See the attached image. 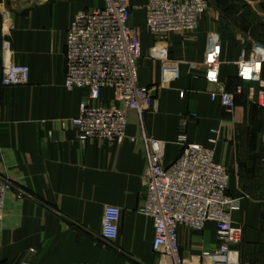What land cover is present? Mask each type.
<instances>
[{
  "label": "crops",
  "instance_id": "obj_1",
  "mask_svg": "<svg viewBox=\"0 0 264 264\" xmlns=\"http://www.w3.org/2000/svg\"><path fill=\"white\" fill-rule=\"evenodd\" d=\"M128 2L141 47L137 81L155 87L151 109L128 113L121 142H83L70 120L89 92L64 85L65 38L75 14L104 0H0L13 61L29 68L26 84L0 87V176L12 184L0 221V264H170L152 249L153 221L140 210L147 138L165 142V164L178 156L182 141L216 140L214 160L227 167V191L238 200L231 216L243 227L235 246L240 264H264V73L257 81L237 75L253 44L264 43V19L244 8L246 0H209L196 30L160 39L145 26L148 0ZM210 32L221 39L218 76L235 94L232 112L204 78ZM163 54L177 76H164ZM112 99L103 88L93 103ZM106 205L121 209L112 242L100 235ZM178 246L182 258L215 250V223L199 231L180 226Z\"/></svg>",
  "mask_w": 264,
  "mask_h": 264
},
{
  "label": "built area",
  "instance_id": "obj_2",
  "mask_svg": "<svg viewBox=\"0 0 264 264\" xmlns=\"http://www.w3.org/2000/svg\"><path fill=\"white\" fill-rule=\"evenodd\" d=\"M209 0H148L144 6L145 26L155 38L169 33L186 34L198 27ZM128 0H104L102 7L75 14L65 38V80L67 90L88 89V98L79 105L78 115L70 120L81 141L88 139L121 142L125 136L128 113L143 114L151 109L155 87L138 84L137 61L141 56L138 33L129 24ZM0 87L24 85L29 68L13 61L9 41L2 34ZM221 39L215 32L207 36L202 67L207 82L215 84L222 106L232 112L235 94L227 91L218 76ZM162 70L167 78L178 74L177 66L162 55ZM264 73V45L254 43L251 55L239 63L238 77L260 80ZM112 91L109 105L93 103L101 89ZM264 106V91L259 92ZM216 140L205 145L182 141L178 156L164 163L165 142L147 138L148 164L142 182L144 199L140 210L153 221L152 249L170 264H240L235 246L242 239L243 227L232 220L237 199L228 194L229 171L214 160ZM12 184L0 176V221L6 193ZM20 196V195H19ZM121 209H103L101 238L114 241L119 233ZM207 222L216 225L218 246L198 256L179 255L178 228L202 230Z\"/></svg>",
  "mask_w": 264,
  "mask_h": 264
},
{
  "label": "rangeland",
  "instance_id": "obj_3",
  "mask_svg": "<svg viewBox=\"0 0 264 264\" xmlns=\"http://www.w3.org/2000/svg\"><path fill=\"white\" fill-rule=\"evenodd\" d=\"M258 2H264V0H258ZM244 8H252L254 10H256V12H258V15L259 18H263L264 19V11L261 9V7L259 6L258 3H248V2H245L244 3Z\"/></svg>",
  "mask_w": 264,
  "mask_h": 264
},
{
  "label": "water",
  "instance_id": "obj_4",
  "mask_svg": "<svg viewBox=\"0 0 264 264\" xmlns=\"http://www.w3.org/2000/svg\"><path fill=\"white\" fill-rule=\"evenodd\" d=\"M246 1L252 3H258L261 9L264 11V2H258V0H246ZM1 53H2V35H1V22H0V80L2 75Z\"/></svg>",
  "mask_w": 264,
  "mask_h": 264
},
{
  "label": "trees",
  "instance_id": "obj_5",
  "mask_svg": "<svg viewBox=\"0 0 264 264\" xmlns=\"http://www.w3.org/2000/svg\"><path fill=\"white\" fill-rule=\"evenodd\" d=\"M260 44L264 45V43H260Z\"/></svg>",
  "mask_w": 264,
  "mask_h": 264
}]
</instances>
